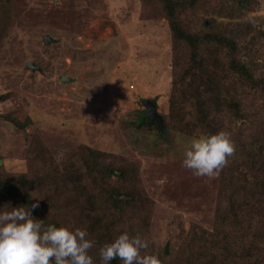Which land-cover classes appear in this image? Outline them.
Wrapping results in <instances>:
<instances>
[{
    "label": "rangeland",
    "instance_id": "rangeland-1",
    "mask_svg": "<svg viewBox=\"0 0 264 264\" xmlns=\"http://www.w3.org/2000/svg\"><path fill=\"white\" fill-rule=\"evenodd\" d=\"M2 19L0 178L44 173L51 192H59L67 176L85 175L67 188L73 201L84 202L80 216L88 213L85 202L112 214L106 224L139 234L148 241L141 255L156 254L168 264L204 261L201 237L227 238L235 256L229 264H255L264 256V195L248 191L229 199L225 167L215 176H196L182 165L192 137L171 128L169 98L188 51L173 43L161 2L0 0ZM180 20L190 32L205 30L207 20L239 30L237 35L264 30V0L229 16L218 0H193ZM243 36H237L246 48L243 61L257 64L255 76L257 68L264 73V37ZM244 97L264 115V96ZM144 100L155 101L163 133L146 120L140 124ZM107 167L108 175L98 172ZM142 198V209L132 210V201ZM112 200L125 201L119 214ZM66 224L74 229L72 221Z\"/></svg>",
    "mask_w": 264,
    "mask_h": 264
},
{
    "label": "trees",
    "instance_id": "trees-1",
    "mask_svg": "<svg viewBox=\"0 0 264 264\" xmlns=\"http://www.w3.org/2000/svg\"><path fill=\"white\" fill-rule=\"evenodd\" d=\"M158 1L162 3L163 11L168 18L173 43L185 46L188 51V65L182 68L184 73L180 81L172 82L169 98L171 128L192 138L202 133H215L220 129L228 130L235 145L234 153L228 157V163L224 166L227 170L225 177L228 178L229 188L232 189L228 194L229 199H239L244 192L248 193V191L253 197L255 194L264 195L263 110H257L256 106L250 103H243L244 95L248 92L264 96V73H260L258 71L260 68H257V76H255L252 70L257 64L243 61L242 54L246 48L237 39L239 34L250 40L256 36L264 37V30L248 29L237 35L239 30L233 31L226 24L223 26L222 23L218 24L215 20H207L210 24L203 23L205 30L190 32L189 26L183 25L180 20V11L193 6V0H189L190 2L185 0ZM218 1L222 5L223 13L227 16L231 10H236L239 13L248 10L253 2V0ZM184 5L186 7H183ZM5 21L7 20L0 21L3 30H5ZM246 28L251 27L248 25ZM234 30L237 29L234 28ZM245 41L247 42V39ZM183 65L185 66L184 63ZM251 68L253 69L251 70ZM151 102L156 105L154 100ZM223 112H227L228 115L224 116ZM144 118L140 124L146 120L145 122L156 126L152 120L146 116ZM162 125L165 124L162 123ZM90 154L92 155V153ZM88 157L87 155L84 159L86 160ZM239 168L242 170L240 171ZM94 169L97 171V168ZM108 169L109 167L105 168L103 172L102 170L98 172L108 175L105 173V170ZM113 171L114 169L111 168L109 173ZM37 177V179H27L24 176L16 178L2 176L0 178V207L6 209L9 202L10 207L30 206L35 202L38 206L31 209L32 215L37 219L44 220L45 225L52 223L57 226H67L66 223L72 221L74 228L79 227L87 230V237L93 241L88 252L93 258V264H101L99 249L105 243L113 240L120 231L112 225L111 221L110 224H106L104 221L112 219V214L94 211L86 202L85 207L88 213L85 212L83 216H80L78 208L82 207L84 202L73 201L67 194L69 193L67 188L68 185L78 186V183L87 180L85 175L84 177L67 176L66 179H63L65 181L60 186L62 191L59 192H51L47 174L38 173ZM138 200L140 202L136 201L137 204L133 202L135 199L132 201L130 206L132 210L142 209L144 200L143 198ZM239 202H237V207ZM124 203L125 201L112 200L110 205L119 214ZM59 209V213L70 220L69 222L57 214ZM59 217L62 218L59 219ZM106 225L114 227L118 232L115 230L113 232L108 227L107 230L104 227ZM196 240H200V246L204 247L202 258L205 260L200 263L198 260L194 264H229L232 258H235L227 238L218 242H215V237L214 239L201 237ZM254 247L257 251L260 250L257 246ZM160 260L162 264H168L164 262V259ZM255 261V264H264V256H257ZM110 264H122V261L117 257L113 258ZM170 264L174 263L170 262ZM183 264L191 263L185 261Z\"/></svg>",
    "mask_w": 264,
    "mask_h": 264
},
{
    "label": "clouds",
    "instance_id": "clouds-1",
    "mask_svg": "<svg viewBox=\"0 0 264 264\" xmlns=\"http://www.w3.org/2000/svg\"><path fill=\"white\" fill-rule=\"evenodd\" d=\"M235 151L226 129L193 137L183 152V167L196 176H215ZM10 203V202H9ZM0 207V264H93L87 230L57 226L32 215L37 203ZM148 241L139 234L120 232L99 249L101 264L120 258L122 264H162L156 254L141 255Z\"/></svg>",
    "mask_w": 264,
    "mask_h": 264
},
{
    "label": "water",
    "instance_id": "water-1",
    "mask_svg": "<svg viewBox=\"0 0 264 264\" xmlns=\"http://www.w3.org/2000/svg\"><path fill=\"white\" fill-rule=\"evenodd\" d=\"M145 115L149 120H152L155 125L164 132V127L161 123V116L156 112V106L149 100H144ZM167 253V252H166Z\"/></svg>",
    "mask_w": 264,
    "mask_h": 264
}]
</instances>
